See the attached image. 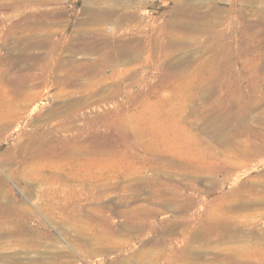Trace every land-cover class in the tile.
<instances>
[{"label":"rangeland","instance_id":"rangeland-1","mask_svg":"<svg viewBox=\"0 0 264 264\" xmlns=\"http://www.w3.org/2000/svg\"><path fill=\"white\" fill-rule=\"evenodd\" d=\"M262 4L0 0V71L5 73L0 74V264H117L130 254L138 259L140 249L153 246L163 253L156 254V248L146 264H184L187 259L191 264H230L229 248L241 244L233 239L214 238L202 256L183 255L181 249L188 241L185 231L198 229L206 211L223 204L220 196L251 193L253 199L264 198V28L253 26L261 19L256 11ZM190 7L194 13L184 11ZM99 10L109 22L91 17ZM39 38L44 39L40 48ZM125 41L136 44L137 58L127 61L120 54L100 74L90 68L102 53H118L105 42ZM100 42L104 47L92 45ZM16 55L28 60L18 65L6 61ZM18 73L34 75V86L22 90L19 99L37 96L16 110L3 89L10 87L7 78ZM214 75L222 89L211 100ZM60 81L65 85L60 87ZM217 105L220 119L232 114L227 131H235L234 148L219 146L202 129L204 117ZM145 108L151 127L166 132L180 151L164 155L166 160L178 156L174 160L208 163L211 173L151 159L139 145L125 141L91 164L86 163L93 159L89 154L78 160L62 154L88 146L93 136L116 140L117 127L137 130ZM246 109L248 127L243 131L236 119ZM205 152L210 153L208 162L200 158ZM162 164L173 166V174L158 171ZM165 186L175 188L174 199L167 191L156 193L167 190ZM56 200L81 209L86 233L97 220V245L71 243V230L64 232L52 207ZM141 206L151 212H142ZM214 217L218 223L236 221L239 238L263 257L264 239L256 238L264 236V201L243 210H216ZM132 223L143 227L138 236L129 229ZM169 227L174 234H163ZM20 231L25 233L20 236ZM177 249L178 255L173 254Z\"/></svg>","mask_w":264,"mask_h":264},{"label":"bare ground","instance_id":"bare-ground-1","mask_svg":"<svg viewBox=\"0 0 264 264\" xmlns=\"http://www.w3.org/2000/svg\"><path fill=\"white\" fill-rule=\"evenodd\" d=\"M254 1H259V2L263 1L264 2V0H254ZM110 9H112V8H110ZM110 9H107V10H110ZM101 10H102V8H101ZM179 10L181 11L182 9L180 8ZM184 11H187L189 13H191V12L194 13L195 8L190 7V8L184 9ZM173 12H174L175 16H178V5H176L175 9H173ZM256 12L260 15L261 19H259L256 23H254L253 26H256L259 28H264V4H262V7L258 8ZM99 13H102V12L99 10V12H97V14L92 13L91 17L95 20H98V22H109L110 18L108 17V14L101 16V14H99ZM96 27H97V25H96ZM96 27H95V29H96ZM89 29L92 30V28H89ZM89 29H88V32L90 31ZM99 30L101 32L102 29L100 28ZM246 31H248V29ZM91 32H94V31H91ZM40 38L36 42V47H38V48H40L44 45V43H43L44 39H40ZM92 41H94V40H92ZM98 44H100L104 47V44L102 42L97 43V44L92 43V45L94 47L97 46ZM105 45H106V47L112 48L113 51H116L118 53H104V54L102 53L100 58L96 59L94 62L89 64L90 68L92 70L94 69V71L98 72L99 74L102 73V71L105 67L112 65L110 62L113 61L116 58V56H119L120 54L123 55V57L127 61L129 59L132 61L133 59L137 58V55L135 54L136 44L133 41L116 42L113 45H111L108 42H105ZM34 46H35V44H34ZM214 50L215 51H213V54H216V49H214ZM43 59L45 62H47V60H48V59H46V57H44ZM24 60L26 61L28 59L23 58L21 55H16L14 57L6 58V61L12 65H18ZM108 61H110V62H108ZM6 71H7V69H6ZM3 72H4V70H3ZM1 73L2 72L0 71V74ZM2 74H5V73H2ZM69 74L71 75V72ZM14 76H13V78L10 76L7 78V80H8L7 84L10 87H6V89H3V93L6 95L7 94L10 95L8 98V101H10V103L12 104V106L16 110H19V109H22L23 106L27 107L31 103V100L34 99L37 95H33L32 97L31 96L29 97V95L25 96V93L23 92V96H25L26 99L21 101L19 98H20V95H22V90L28 89V88L30 89L31 87L34 86L33 85L34 83H32V81L34 79V75H32L31 73H25V75L18 73ZM48 77L49 76L44 77L42 79V81L45 84L50 82V80H49L50 78H48ZM74 79H75V77H74ZM77 79H79V77ZM103 79L104 78L102 77L100 82L101 81L103 82L104 81ZM213 79L216 81L212 82V85L210 87L212 89H210L209 93H208V98L211 100L214 99V97L217 95V93L222 89L220 77L218 75H214ZM28 82H30L31 84H28ZM94 83L97 84L96 82H94ZM63 85H65V83L60 81L59 86L62 87ZM25 97H23V98H25ZM212 106H214V105H212ZM220 106L221 105H217L216 108H214V107L211 108L212 113L209 116L204 117V119L202 121V129L219 146L226 148V149L234 148V146H235V141H234L235 131L234 130L227 131V129H229V127H230L227 125L230 122L228 120V117L229 116L232 117L231 116L232 114L230 113V114L223 115V117H227V118L220 119V117L222 118V116L219 114V112L221 110ZM249 112H250V109L244 110V112L241 113V115L236 119L237 121H240V123H241L240 125L242 126L243 131L246 130L248 127L247 125H245L243 117L245 118L246 116H248ZM17 113H19V111ZM227 113H229V112H227ZM263 113H264V111H263ZM150 117H151V115L149 113V110H147L145 108L141 119H139L136 122V124L140 127V128L138 127L137 130H133V129L129 130V129H123L121 127H117L115 129V132H116L115 134L118 135L119 138L116 140L106 138V139H102L103 140L102 141L99 136H93V137L87 139L88 146L78 147L72 151H66L62 154L65 155L66 157L72 159V160H78L79 156H82L83 154H89L90 156H92L93 159L87 160L86 163L91 164V163L96 161V159H94L96 156L108 155V154L112 153V151L114 150L113 147H115V146L118 147V146H120V144H118V143L125 141L127 143H134V144L139 145L140 147H137V148L142 149L145 154H148L149 156H151V159L158 160V161H166L167 164L173 165V166H181V167L187 168V169L190 168V169H193L194 171H196V173H198V174H209V173H211L212 169L209 168L208 163H205V165L201 166V165H198L196 163L180 162V161L174 160L178 156L173 157L169 160H166V158H164V155H168L169 153L172 154V156L175 154L178 155V153H180V151L177 150L175 145L171 142L172 140H170L168 138V134H166V132L160 130V128L158 129V128H152L151 127V125L149 124L150 122L148 121V120H150ZM129 119H131V118L127 117V122H129ZM261 122L264 125V119L261 120ZM58 129H60V128H58ZM261 137L263 138V140L261 141L260 146H261V150L264 151V134H262ZM99 141H102V142H99ZM134 146H136V145H134ZM129 148H135V147H129ZM209 155H210L209 152H205V154L203 156H201L200 158L207 161L210 158ZM220 165H224V164H220ZM161 166H160V169H158V171L167 170L168 175L173 174V171H174L172 168L173 166L171 168L168 167L166 164H162ZM146 181L148 183H151V180H146ZM1 186H2V183H1V178H0V187ZM164 189H167V190H163V192L157 191L156 193L164 194L167 191L168 194L171 196V199H174L175 195L177 194L175 188L165 186ZM0 195H2L1 191H0ZM250 196H251V193H248L246 195H241V196L235 195V197H232L230 195L220 196L221 200L223 201V204H220V205L215 206L213 208H209L206 211L205 219L202 220V224L199 226L198 229L191 230V228H188L185 231V233L183 235H186V239H188V241L184 244V247L181 249V253L183 255H187V256L188 255L202 256L201 251L208 248L207 244L212 242V240L214 238H219L218 241H222L224 238H227V239H233L235 242H241L240 245H238V246L235 245V246H232L229 248V250H230L229 251V253H230V256H229L230 264H264V253L262 254L263 257L260 259V257H258L260 254L251 249L254 246H252V245L249 246L248 244H245L244 241L239 238V235H238L239 229L237 228L238 223L236 221H232V222L228 221V222L218 223L217 218L214 217V211H216V210L217 211H219V210H231L232 208H237V209L243 210V209L248 208L251 205V203L256 204L259 201H262V202L264 201V198L253 199ZM10 197H11V195H10ZM14 198L15 197H13V199ZM47 200L49 201V199H47ZM57 202L58 203L53 204L52 207L56 206L53 209L56 210L55 214L61 220V221H59L60 227L63 230H65L64 232H66V231L68 232V229L71 230V232L73 234V235H71V237H73L71 239V243H73L75 246H81L82 244H84V245H97V241H98V237L96 236L97 220L95 219V223H94L92 229L86 233L82 229V224L85 222V220L83 218L84 216H82L83 214H82L81 209L79 207H75V205L64 204L63 200L57 201ZM70 203H71V200H70ZM59 205H62V206H59ZM52 207H51V209H52ZM172 207L177 208L179 206L177 204L176 205L174 204V205H172ZM183 208H185V206ZM66 209L68 212H66ZM140 210L144 213L151 212V208H149L148 206H141ZM51 212H53V211H51ZM48 214H50V213H48ZM16 215H18V214H16ZM53 216H55V215H53ZM133 216H134V214L132 213V217ZM90 217H98V214L93 215L90 213ZM87 220H89V219H87ZM87 220H86V222H87ZM10 226H11V224H10ZM57 226H58V224H57ZM14 228H16L14 231H16V233H18L17 232L18 227L15 226ZM129 229L131 230V232L137 233V236L143 231V227L141 224L132 223V225L129 226ZM21 232L25 233V231H20L19 235L21 234ZM172 232H173V229L171 227H169L163 231V234H166V235L174 234ZM60 235H62V234H60ZM20 236H22V235H20ZM256 239L262 240V239H264V236H262L260 238H256ZM192 242H196V243L200 242V243H199L198 247H194V246H192ZM148 243L150 244V242H148ZM154 245H156V244H154ZM155 249L157 250L156 254H157V252H158V254L163 253V251L161 249H158V247H155V246H153L151 249H143V250L140 249L138 251V253L140 254L138 256V259H135L136 258L135 254H130L129 258L122 260L120 263H117V264H146V260L152 254H154L153 250H155ZM105 250H103V251H105ZM170 250H173V249H170ZM34 252H36L35 249H34ZM172 253L175 255H178V249L172 251ZM55 256L56 255L53 254L52 257L55 258ZM139 258H141V259H139ZM37 260H38L37 257H36V260L33 259V261H37ZM189 260L190 259H187L184 262V264H191V261H189ZM166 264H172V263L167 262Z\"/></svg>","mask_w":264,"mask_h":264}]
</instances>
